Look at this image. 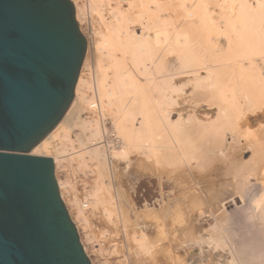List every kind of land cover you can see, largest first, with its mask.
I'll return each mask as SVG.
<instances>
[{"label": "bare ground", "instance_id": "obj_1", "mask_svg": "<svg viewBox=\"0 0 264 264\" xmlns=\"http://www.w3.org/2000/svg\"><path fill=\"white\" fill-rule=\"evenodd\" d=\"M105 1H107V3H108L107 6H109V11L108 10L107 11L109 12L110 17H112L111 20L113 21V24H114V25H111L112 23L110 22L111 23L110 27L112 26L111 28L113 29V33H114V34L113 33L112 34L114 35V41H115L116 46L111 48L112 51H110V54H108V57L106 56L110 61V62L108 61L110 63V64L108 63L109 68L96 66V69H95L97 71L96 72L97 75H99L98 77L96 75V78L98 79V81H96V83H97L96 87H98V88H96V89H98V91H99L98 96H100V101H98V108H99L100 113H102V105L105 104L106 98L109 97L110 94H113L112 97L116 96L115 98H117V103H118V107H119L118 110H120V112L124 114L123 117L127 116L128 112H126V110L128 111V110H131L133 108H134L133 110H135V108L141 110L140 112L142 114L140 113V117L142 118V121H143L142 122V128L144 129V130L142 129V131H144L146 133V135L145 134L143 135L142 133H144V132H141L140 130H137L138 132L135 130H132V131H134V132H132L130 130V128L128 129L127 127H124V126L122 127V125L117 124L118 126H120V127H117V128H119L118 129L119 131H121V129L123 128L120 133L123 132L124 141L131 142L130 148L131 147L135 148V146L139 144V146L136 147L139 149V153L141 154V156H140L141 159H139V163H138V165L140 166L139 170L141 169V170H143V172H146V170H148L150 168V165L148 164V160H151V157H153L151 155H153V154H155L157 156H158V154H161L160 150L162 149L163 145H165L164 150L165 151L167 150V152H165L164 150H163L164 152H162V154H164V156L162 157L163 160L165 159L164 158L165 155H166V158L167 157H170V158L173 157L174 160H176L175 156L178 157L179 155H181L178 158L176 157L177 159H179L177 161L179 163V165H180V163H183L181 161H183V158H184V161H187V162L189 161L190 163L192 161L193 162L197 161L198 165H196V167L202 166V165H199V163L201 160L203 161V159H204L202 157V153H201L203 150L200 152L201 154H198V152H197V155L195 156L194 154L190 155V153H189L190 151L187 150V148H186V145H188L187 143L191 144V146L189 145L190 149L197 148L196 145L199 148V144H197V143H195V146L193 147V144H194V143H192V142H194V140H192V138H193L192 134L193 133H196L195 135H198L199 136V137L197 136L198 138H202L200 141L203 142V145L205 144L206 150L203 151V152H205V153H203V155H204V157L208 156V157H205V160L206 159L208 160L209 158L211 159V156L213 158H217L216 155H219L218 158L219 157L221 158L222 156L224 157L225 153L227 154L229 152V151H226V149H228V148H226L225 143H224L225 137L227 135L226 133L228 131H230L232 134L234 133V134L238 135V134H240V131L242 129L244 130V128H246V130L247 129L250 130L251 129L250 127L252 126V124H255V122H258L259 124H261L263 126V128L260 130L261 132L259 131L260 137H259L258 141L255 140L256 145L259 144L258 146L260 147V145L262 143L264 144V0H105ZM113 4H115V6ZM112 5H113V7H110ZM77 19H78V16H77ZM136 23L140 27L139 28V30L141 31L140 34H137L135 32V30H131V25H134ZM111 28H109V30H111ZM112 46H114V44H112ZM109 48H110V46H109ZM100 51H101V49H100ZM118 52H119V54L120 53L121 54L119 55ZM102 56L104 57L105 55L102 54ZM168 58H174L173 62L176 65L170 69L165 70L166 69L165 68V62L167 61ZM97 60H98V58H97ZM169 66H171V65H169ZM167 68H168V66H167ZM82 82H83V80H82V75H81L79 78V81H78V85L76 88V94H75V98L77 99V101L80 100V96H79L80 93L79 92H80V86H81ZM92 83H93V81H92ZM89 89H90V87H89ZM91 90H93V87ZM180 93L182 96H180ZM93 95H94V92H93ZM175 95H177V96L175 97ZM112 97L110 99H112ZM155 98H156V100H155ZM179 99L183 100L185 103H191V105H195L194 107H196V108H192V109H194V110L196 109V110L193 111L187 117L183 116V114H182L183 112H181V113L178 112V114H179L178 120L175 122H170L169 124H167L164 119H166L167 121L169 120L170 116L172 115V113H171L172 109L170 110V113H169V112H166L167 111L166 107L168 105L170 106V104L172 106L173 105L172 103H175L177 101L179 102L180 101ZM92 100H93V97H92ZM92 100L91 101L87 100L86 102L88 104L90 102H92L91 104H94V102ZM114 100H116V99H114ZM157 100L160 103H159V105H157L158 103L156 105L160 106V104H161V108L160 107H158L159 109L157 108L158 110H160L157 112L158 118L159 117H160V119H161V117L163 118V119H161L164 122L163 126L159 125L160 122L162 123L161 120L157 124L156 121H158L159 119L158 120L155 119V117H153L154 115H152V112H151L154 110L156 111V109L154 108V106L156 107V105H154V103H156ZM108 101H109V99H108ZM178 102H177V104H179ZM202 102H206L207 104L213 102L212 105L215 104L218 106V109L216 108L217 113H216L215 117L211 116V115H210L211 119H203L202 117H200V115L198 114L199 110H197V109H198V107H200ZM181 103H183V102H181ZM185 103H183V104L186 105ZM179 105H181V104H179ZM191 105H190V107H191ZM78 106H80V105H78ZM152 107L154 110L152 109ZM173 107H174V105H173ZM78 109H80V108H78ZM80 111H79V113H80ZM133 112H136V111H133ZM199 113H200V111H199ZM81 114H83V113L81 112ZM155 114H156V112H155ZM173 114H175V113H173ZM80 115H78V116H76V118H74V120L76 119L75 125H77L79 127L82 125L80 128L82 130L84 128L85 131H87L88 125H86L85 122L82 121L83 119ZM121 115H120V117L122 118ZM133 116H134V114H133ZM111 117H113V116H111ZM118 117H119V115H118ZM207 118H208V116H207ZM80 120H81V122H80ZM119 120H120V118H119ZM119 120H118V122L120 123L121 121H119ZM122 122H123V118H122ZM122 122H121V124H122ZM79 123H80V125H79ZM124 123L126 125V122H124ZM164 124H165V126H164ZM72 125L68 124L67 127L62 132H60L58 135H56L54 138H52L49 142H47L45 145H43L35 153V155L36 156H42L43 155L42 152H46V153L50 154L48 156H50L54 159V163H55V166L57 168L61 164V162L63 161L64 158L62 155L63 153H61L60 150L58 149L59 147L56 146L57 144H55L56 143L55 140L58 137L60 139L62 135H64V137H67L68 135H70L69 133H70V129H72L71 128ZM98 125H97V127H98ZM100 127H98V128H100ZM91 130L92 129H90V132H91ZM94 130L93 131L96 133H93V135H91V137L93 136L96 139L92 138L93 139L92 140V139H89L91 137L87 138L89 143H93L92 148H90V149L88 148L90 151H88V149H87V151L89 153L88 155H90V157L92 159H94L98 162L100 173H102V175H103V172L107 169L106 168L107 164H106V160L101 158L102 153H101V148L99 146L100 143L94 144L95 141L99 140V138H97V135L100 136V133L98 132L99 130L96 131V128ZM259 132H257V134H259ZM142 135H143V137H142ZM123 136H122V138H123ZM238 136H236V137H238ZM146 137H147V140H146ZM197 137H195V138H197ZM136 138L138 141L141 140V144L138 141L136 142V140H135ZM144 138L146 141L142 140ZM198 140H196V141L198 142ZM238 141H239V139H238ZM135 142L138 144H135ZM83 143L84 142H82V144ZM147 143H148V145H147ZM155 145L158 146L157 149L159 148L157 150V151H159V152H157V154L155 153L156 152V146ZM159 146H161V147H159ZM79 147H81V146H79ZM124 147H126V146H124ZM191 147H193V148H191ZM253 147L255 148L256 146H253ZM256 149L258 151L259 148L256 147ZM177 152H179L180 154L178 155ZM113 154H115V152ZM253 154H254V152H253ZM30 155H32V154H30ZM78 155L81 156V154H78ZM84 155H86V154H84ZM220 155H222V156H220ZM46 156H47V154H46ZM197 156L201 157L203 159L199 158L200 159L199 160L197 158ZM226 156H225V158L222 157L221 159L222 160L226 159V158H228L229 155L227 157ZM153 158L156 159L158 157H153ZM229 158H230V156H229ZM92 159H90V160H92ZM162 159L158 158L159 162L164 164L162 162L163 161ZM158 160H157V162H158ZM160 160H162V161H160ZM205 160L203 162L207 163V162H205ZM228 160H230V159H228ZM231 160H230V162H231ZM159 162H158V164H160ZM164 162H165V160H164ZM167 162H168V160H167ZM167 162H165V163H167ZM130 163H132V162H130ZM190 163H188L189 166H190ZM192 163H191V166H192ZM204 163H202V164H204ZM253 163H255V165H254L255 167L253 166L254 171H249V172H248V170L250 169L251 166L247 168V166L242 163L241 166L239 165L240 168H237L238 165L234 164L236 166V171L239 170L238 173L239 172L242 173V174L240 173L242 175V178H241L242 180L240 179L239 181H237V179L239 177H241V175L239 177H237V176L235 177L236 178V183H235L236 192H235V194L233 195V197H231L232 196L231 195V196H228L227 198H225V196L222 197L224 199H221V198L218 199L217 198L219 205L215 204L218 207L217 209L214 207L215 210L211 209L212 211L206 213L205 211H207V209H206V205H205L206 204L205 199L203 198L204 202H205V204H204L205 207H204L203 201H202L203 199H201V195L199 196L200 193L197 194L196 193L197 191H195L194 189H193V191H191V193L193 192L192 195L189 193V191L192 188H190L189 191L186 190L191 195L190 198L188 196L189 195L188 193H187L188 197H185L183 192H182V195L179 193L178 197L180 195H181L180 198H183V196L185 197V200L182 199V202L185 201V203L186 202L188 203L187 208H186V206L183 205L184 206L183 209H185V208H186V210L188 209V212H186V214L187 213H195V215L190 216L191 218H192V216L195 217L197 212L201 213L202 210H204V209H202V207H204L206 209V210H204L206 215L208 213H210L214 218H216L215 221L218 219L216 221V223L219 221L218 222L219 224L217 223L218 228H217V225H215L213 228L214 229L213 233L215 234V228L219 229L220 223L221 222L223 223V219H225V215L219 214L220 211L222 210L221 208L224 207L225 204H227L228 202H234L235 203L236 198L241 199V202H243V204H244V202H246L245 199L247 198L248 191H250L249 187L252 184L251 181L252 180L254 181V180L258 179L259 176L262 177V175H264V158L262 157V160L260 162H256V161L254 162L253 161ZM193 164L195 166V163H193ZM138 165H136V166L138 167ZM170 165L171 164H169V165L167 164L166 166L168 167ZM185 165H186V163H185ZM230 165H232V163H230ZM131 166L132 165H130L129 167H131ZM172 166H173V164H172ZM235 166H232V167H235ZM253 167H251L252 169H250V170H253ZM169 168H171V167H169ZM125 169H127V168H125ZM163 169H165V168H163ZM171 169H174V168H171ZM202 169H203V167H202ZM162 171H164V170H162ZM166 171L167 170H165V172ZM105 172H107V170ZM120 172H121V170H120ZM168 172H169L168 173V177H169L168 181L169 182L170 181L172 182V179H175L176 180L175 182L181 183L180 181H182L181 180L182 176H181V178L179 175H177L179 178H177L174 175H173L174 177H172V175H171L172 172H170V171H168ZM175 172H176V170H175ZM238 173L236 175H239ZM164 175H165V173H164ZM97 176L99 177V174H97ZM105 176H107V173ZM205 177H204V180L207 178V177L206 178ZM100 178H101V176H100ZM97 180H98V182L100 181V179H97ZM107 181H108L107 186L105 185V182H102V184H104L103 188H105V186H106L107 189H110L111 183L109 182V180H107ZM139 181H141V180H139ZM168 181H166V182H168ZM179 183H177V184H179ZM233 183L231 185H233ZM112 184H114V183H112ZM116 184L117 183H115L114 185H116ZM182 184H183V182H182ZM58 185H59V188L62 190L63 184L59 182ZM121 185H123V184H121ZM213 186H212V188H213ZM173 189H175V188H173ZM254 189H255V187H254ZM210 190L212 192H210ZM213 190H214V188L213 189L209 188V191L207 190L208 193L210 192L209 195H211V193H213L214 191H216V193H219L218 192L219 189L214 190V191ZM221 190L223 191V189H221ZM221 190H219V191H221ZM101 191H103V190H101ZM186 191H184V193ZM104 193H103V196L101 197V198H103V200H105V199L109 200V198H111V197L113 199L115 198L111 194H108V196L110 195L111 197L105 198ZM216 193H214V194H216ZM253 193H255V192H253ZM127 196H125V197H127ZM161 196H163V195H161ZM220 196H222V195H220ZM209 197H208V199H210ZM215 197L216 196L213 195V199ZM180 198H176L177 199V201H176L177 205H175V203H176L175 202L174 203L175 206H172L171 205L172 201L168 200L170 202L169 206H167V204H168L167 203V204H165L166 206L163 209L161 207V210H158L160 208L156 209L154 207L159 202H157V204H155L154 207L147 206L148 205V203H147V205L146 204L144 205L147 207H145L144 209H142L139 212L137 211L140 214H136L137 212L135 213L137 215L136 218L139 220V223L137 225L140 227V235H139L140 246H139V248L141 250L144 251L147 249L146 252L148 251V253H151L153 251L154 254H155V251H158L159 252L158 254L160 256H161L160 253L163 254L162 255L163 259L165 258V260L172 262L171 255L173 256V254L171 253V255H170V251L172 250L170 248H172V247L169 246V243L174 240V239H172V237L176 236V234L178 235L177 232H183L184 231V233L187 235H185L183 233L181 235H183V239L184 238L186 239L185 236H188L191 233L195 232L194 228H193L194 226L192 227L189 225V224H192L193 222L188 224L186 221L187 218H186V214L184 213V211H186V210H182V207L180 204L182 202H181ZM248 198H249V196H248ZM248 198H247V200H248ZM259 199L261 200V198H259ZM210 200H212V198ZM263 200L258 201V199L257 200L255 199L254 202L257 201V203L253 204L251 199H250L253 206L256 205L255 206L256 209L253 208V206H252V209H255L254 211H256L255 212L256 214H254V215H255L256 219L259 220V223H260V225H262V227H264V201ZM162 201H161V203H162ZM112 202H113V200L111 201V203ZM166 202H167V199H166ZM164 203H162L163 205H160V206H164ZM251 203H250V205H251ZM115 204H116V201H115ZM213 206H214V204H213ZM247 207H245V208H247ZM121 209H122V207H121ZM200 213H199V216H200ZM201 214L204 215V213H201ZM188 216H189V214H188ZM197 217H198V215H197ZM78 220H80V219H78ZM226 221L227 220H225L224 222H226ZM185 223H187L190 226V229H192L193 232L190 229H188L189 226H188V228H186L187 224H185ZM129 225H131V224L129 223ZM257 226H258V223H257ZM186 229L190 230L189 233L190 232L191 233L190 234L186 233L185 232ZM220 229H221V226H220ZM222 230H224V228ZM219 231L225 233V231H221V230H219ZM233 231H236V230H233ZM149 233H151V237L149 236ZM216 235H219V232L217 234V231H216ZM224 235H221L223 240L228 237V236L226 237V235H225L226 238H224L223 237ZM191 236L192 235L188 236V238H190ZM209 236H210V238L212 237V235H209ZM214 237L217 238V236H215V235H214ZM174 238L176 239L177 237H174ZM217 239H219V238H217ZM220 239H219V241H221V242H219V241L218 242L221 243V245H222V242H224L225 240L222 241ZM187 240L188 239H186L185 242H187ZM229 240H230V238H229ZM229 240H228V242H231V240L230 241ZM87 241H89V240H87ZM196 241H197V239H196ZM206 241L208 242V240H206ZM211 242H212V240H211ZM208 244H209V242H208ZM226 244L228 245V243H226ZM223 245H222V247H223ZM229 245L231 246V244H229ZM189 247H190V245H189ZM215 247H217V246H215ZM234 247L235 246L232 245L233 249H235ZM228 248H229V246H228ZM140 249L138 250L139 252L141 251ZM240 250H242V249H240ZM144 252H142V255L139 254L143 258V260L145 259L144 257L148 258V256L150 255V254L148 255L146 252L145 253ZM236 252H238V251H236ZM201 253H202V250H201ZM232 253H233V251H232ZM135 254H136V252H135ZM143 254H145V256ZM154 254H152V255L154 256ZM158 254L156 256H158ZM174 255H175V253H174ZM130 256H132V254ZM153 256L150 255L149 263L151 262V259L154 260V258H152ZM156 256H154V257H156ZM176 256L177 255H175V258H176ZM235 256L236 255H234L233 257H235ZM142 258H141V260H142ZM175 258L173 259L176 261V262L173 261L175 264L178 263L177 260H179L181 262L178 264H182V261L180 259H177L178 257L176 258L177 260ZM185 258H187V257H185ZM261 258H262V256H261ZM261 258L256 257V259H261ZM263 258H264V256H263ZM160 259H162V258L160 257ZM203 259L204 260L199 259L200 264H213V261H214V260H212L213 258L212 259L210 258L211 260L207 258L208 263L204 262L206 260V258H203ZM238 259H239V257H238ZM233 260H235V258H233ZM145 261L148 262V259H146ZM155 261H156V259H155ZM167 261H166V263H167ZM255 261L253 262V264L254 263L256 264V262L258 260L256 262ZM141 262H139V263H141ZM230 262H227V263L230 264ZM241 262L243 264V260L240 261V263ZM258 262H260V261H258ZM197 263H198V261H197ZM234 263H237V260ZM249 263H247V264H249ZM171 264H173V263H171ZM250 264H252V262Z\"/></svg>", "mask_w": 264, "mask_h": 264}, {"label": "rangeland", "instance_id": "obj_2", "mask_svg": "<svg viewBox=\"0 0 264 264\" xmlns=\"http://www.w3.org/2000/svg\"><path fill=\"white\" fill-rule=\"evenodd\" d=\"M72 2L74 3L75 8H76V17L78 16L77 21L79 20L78 24H79L80 30L87 40L86 57L84 59V63L82 65V70L80 73V76L82 75V80H83V82L80 86V92H79L80 93L79 94L80 100H78V103H79L78 105H80V106H78V108H80V109L77 110L74 118H76V116L80 115L82 112L83 114H81L80 116L83 119L82 121H84L85 124L88 125V129H87V131H85V129L82 127L84 130L83 131L80 128L82 125L80 127L75 125L76 119L74 120V118H73L71 120V122L69 123L71 125L74 123L71 127L72 129H70V133H69L70 135H68L67 137H64V135H62L60 139H59V137L56 138L55 144H57L56 146L59 147L58 149L60 150V152L63 153L62 155H63L64 159L57 168L55 166V176H56L57 182L58 183L60 182L63 184V188L61 190L62 197L65 199V205L71 214V218H72L73 222L75 223L76 227L78 226L77 229H78V232L80 235L81 242H82L85 250L87 251L86 254L90 258L92 264H141V263L142 264H147V263L148 264H151V263L152 264H168V263L169 264H171V263L175 264L174 262H176V261L173 260L175 258V255H177L176 256V258L178 257L177 259H180L182 261V264H188V263L189 264H192V263L196 264L197 261H198L197 264H200L199 262L201 259L204 260L203 258H206V260L204 261L205 263H208L207 262L208 259L213 258L212 259V260H214L213 264H219V263L220 264L221 263L222 264H229L227 262H230V261L232 262V263L230 262V264H233L234 262H236V260H237V263H234V264H238V263L242 264V262L240 263V261H242V260H243V264H245L246 262L247 263L252 262V264H253V262L255 260L260 261V262L257 261L258 263L255 261L256 264H264V262H263L264 261V258H263V256H264V254H263L264 253L263 252L264 251V227H262V225H260V223H259V220L256 219V217L254 215V214H256L255 213L256 211H254L256 209V207H255L256 205L253 206L254 203H257V201L254 202L255 199L256 200L258 199V201H262L264 199V177H263L264 175H262V177L259 176V178L254 180V181L253 180L251 181L252 184L249 187L250 191H248V194H247V198H248V196H249V198H248V200H247V198L245 199L247 203L244 202V204H243V202H241V199L236 198L235 203L234 202H228L227 204H225L224 207L221 208L223 211L220 209L221 211L219 214L225 215V219H223V223L222 222H221L222 224L220 223L221 229H220V226H219V229H217L219 221L217 222L218 224L216 223V221L218 219L215 221L216 218H214L210 213H208L206 215L207 212L212 211L211 209L215 210V208L216 209L218 208L216 206V205H219L217 198L218 199L219 198L224 199L222 197L225 196V198H227L228 196H231V195H232L231 197H233V195L235 194V192H236V189H235L236 188V186H235L236 178L235 177L236 176L239 177L242 174L241 172L238 173L239 170L236 171V166H235L236 164L238 165L237 168H240L242 163L244 165H246L247 168L250 166L253 167L255 165V163H253V161L254 162L255 161L260 162L262 160V157L264 158V144L262 143L263 145L261 144L262 146L260 145V147L258 146L259 144L256 145V141H258V139L260 137L259 136L260 132H261L260 130L263 128V126L261 124H259L258 122H255V124H252V126L250 127L251 128L250 130H248V129L246 130V128H244V130L242 129L240 131V134H238L240 137L238 135H236L234 133L232 134L230 131H228L226 133L227 135L225 137L226 142L224 141V143H225L226 148H228V149H226V151H229L228 152L229 154L225 153L224 157L222 155H220L223 158H225L226 155L227 156L229 155L230 158L228 156V158H226L227 160L226 159L222 160L221 159L222 157L221 158L219 157L220 158L219 159L218 158L219 155H216L217 158H213L211 156L212 160L210 158L208 160L207 159L205 160V157H208V156L204 157V155H203V153H205L203 151L206 150L205 144L203 145V142L200 141L202 138H198L199 136L195 135L196 133H193L192 134L193 138L191 137L192 140H194V142H192V143H194L193 147L195 146V143H197V144H199V148L196 145L197 148L190 149L189 145L191 146V144H189V143H187L188 145H186V148H187V150L190 151L189 152L190 155L194 154L196 156L197 152H198V154L202 153V157L204 159L201 157H198L199 155L197 156V158L198 159L201 158V159H203V161L205 160V162H207V163H204L201 160L200 161L201 164L199 163V165H202V166L196 167V165H198V162L196 161L197 162L196 163L195 161L194 162L192 161L193 163H195V166L192 162H191L192 163V166H191V163L189 161L188 162L184 161V158H183V161L180 160L181 162H183V163H180V165H181L180 166L179 163L177 162L179 160L177 158L179 156H181V155H179L180 154L179 152H177V154L179 156L178 157L175 156L176 160H174L173 157H171V158L167 157L166 158V155H165V157H164L165 162H167V160H168V162L165 163L164 160L162 159V157L164 156V154H162V152L165 151L164 150L165 145H163L162 149L160 150L161 154H158V156L155 154H153V155L150 154V155L153 157H158V158L162 159L163 161L162 160H160V161H162L164 164L160 163L158 158L155 159V158L151 157V160H148V164L150 165V168L148 170H146V172H143V170H141V169L139 170L140 166L138 165V163H139V159H141L140 158L141 154L139 153V149L136 148L139 146V144L136 143L138 140H137V138L135 139L136 140L135 144H138V145H136L135 148L133 147L134 149L132 147L130 148L131 142L124 141L123 132L120 133L123 128L121 129V131H119L118 130L119 128H117V127H120V126H118L117 124L122 125V127L123 126L127 127L128 129L130 128L131 131L132 130H135V131L140 130L141 132H144V131H142V129H143L142 128V122L143 121H142V118L140 117V113H141L140 111L141 110H139L137 108H135V110H133L134 108L131 110H128V111L126 110V112H128L127 116L123 117L124 114L121 113L120 110H118L119 107H118V103H117V98H115L116 96L112 97L113 94H110L109 97L106 98L105 104L102 105V113H100V114L93 112V110H92L93 104H91L92 102H90L89 104L86 102L87 100L91 101L92 97H93L92 101L94 103H95L94 98L97 99L99 97L97 99V101H100V96H98L99 91H98V89H96V88H98V87H96L97 86L96 81H98V79L96 78V75H97L96 72L97 71L95 69H96V66L109 68V64H110L109 62L110 61L107 57H108V54H110V51H112L111 48L116 46L115 41H114L113 29L111 28L112 26L110 27L111 23H112L111 25H114V24H113V21L111 20L112 17H110L109 12H108L109 11V6H107L108 3L105 0H72ZM113 5L115 6V4H113ZM113 5L110 7H113ZM109 28H111V30H109ZM139 28L140 27L137 23L134 25H131V30H135V32L137 34L141 33ZM112 44H114V46H112ZM109 46H110V48H109ZM100 49H101V51H100ZM102 54H104L105 56L103 57ZM118 54H119V52H118ZM97 58H98V60H97ZM173 61H174V58H168L167 59V61L165 62V68H166L165 70L170 69L176 65ZM169 65H171V66H169ZM167 66H168V68H167ZM98 76L99 75H97V77ZM92 81H93V83H92ZM90 85L93 87V90H91L92 87ZM88 86L90 87V89ZM93 92H94V95H93ZM176 96L177 95H175V97ZM180 96H182L181 93H180ZM111 97H112V99H110ZM113 98L116 100H114ZM156 98H155V100H156ZM108 99H109V101H108ZM179 100L180 101L179 102L177 101V102L181 105H179V104H177V102H175V103H172L174 105V107H173V105L171 106V104H170V106L168 105L166 107V110H167L166 112L170 113V110L172 109L171 110L172 115L170 116V118L168 120L169 122L166 119H164L167 124H169L170 122H175L178 120V118H179L178 112H180V113L183 112L182 113L183 116L187 117L193 111L196 110V109L195 110L192 109V108H196V107H194L195 105H191V103H185L181 99H179ZM181 102L185 103L186 105H184ZM159 103L160 102H158V100H157L156 103H154V105H156V104L159 105ZM212 103H209V104H207L206 102L201 103L200 107H198V109H197L200 111V113L198 111V114L200 115V117H202L203 119H211V116L215 117V115L217 113L216 108L218 109V106L215 104L212 105ZM157 105H156V107L154 106L156 111L152 107V109L154 111H151V112H152V115H154L153 117H155V119H157V120L159 119L158 121H156L158 124V122H160V120L163 118L162 117H161V119H160V117L158 118L157 112L160 111V110H158L159 109L158 107L161 108V104H160V106H157ZM190 105H191V107H190ZM132 110L136 111V112H133ZM79 111H80V113H79ZM155 112H156V114H155ZM173 113H175V114H173ZM117 114L119 115V117ZM133 114H134V116H133ZM120 115L123 118V122H122V118L120 117ZM111 116H113V117H111ZM207 116H208V118H207ZM119 118H120V120H119ZM117 119L119 121H121L122 124H121V122L119 123ZM80 122H81V120H80ZM124 122H126V125ZM160 123H159V125L163 126L164 122L162 121V123L161 124ZM79 125H80V123H79ZM97 125H98V127H100V126L101 127L98 128ZM164 126H165V124H164ZM95 128H96V131L99 130L98 132L100 133L101 137L97 135V138H99V140L95 141L94 144L100 143L99 146L101 148V153H102L101 158L106 160V164H107L106 165L107 172H105L106 171L105 170L103 172V175H102V173H100L98 162L96 160L92 159L90 157V155H88L89 154L88 151H90L89 149L92 148L93 143H89L87 138L91 137V135H93V133H96V132H94ZM90 129H92L91 132H90ZM105 130H109L110 132H114L117 135V137L120 139V142L118 144H114V146H113L111 141L107 140L105 138ZM132 132H134V131H132ZM257 132H259V134H257ZM142 134L146 135L145 132ZM143 135H142V137H143ZM193 135L195 137H197V136L198 137L195 138ZM122 136H123V138H122ZM236 136H238V137H236ZM92 138L96 139L93 136L89 139H92ZM238 139H239V141H238ZM142 140L146 141L147 137H146V140H145V138ZM196 140H198V142ZM82 142H84V143L82 144ZM138 142H140V144H141V140ZM147 145H148V143H147ZM79 146H81V147H79ZM124 146H126V147H124ZM253 146H256L260 150L258 149V151H257L256 147L254 148ZM157 147L158 146H156V152H155L156 154H157V152H159V151H157L159 149V148L157 149ZM159 147H161V146H159ZM193 147H191V148H193ZM87 149H88V151H87ZM114 152H115V154H113ZM165 152H167V150ZM253 152L255 155L253 154ZM28 154L35 155V153H28ZM42 154H43L42 155L43 157L52 158V157L48 156L50 154H48L46 152H42ZM46 154H47V156H46ZM78 154H81V156L84 159L81 156H79ZM84 154H86V155H84ZM90 159H92V160H90ZM228 159H230V160L232 159L231 162ZM157 160L160 164H158ZM130 162H132V163H130ZM229 162L232 163V165H230ZM185 163H186V165H185ZM188 163H190V166ZM202 163H204V164H202ZM165 164L166 165L171 164V165L167 167ZM172 164L174 167L172 166ZM130 165H132V166L129 167ZM136 165H138V167ZM232 166H235V167H232ZM169 167L174 168V169H171ZM202 167H203V169H202ZM251 167H250V169H252ZM254 167H253V170L247 169L248 172L254 171ZM125 168H127V169H125ZM163 168H165V169H163ZM120 170H121V172H120ZM162 170H164V171H162ZM165 170H167V171L165 172ZM175 170H176V172H175ZM168 171L172 172V174H171L172 177L176 176L177 178H179L177 176V175H179L181 178V176H182V178H181L182 181H180L181 183L175 182L176 181L175 179H172V182L170 181L171 182L170 183L168 181L169 180V177H168L169 172ZM236 172L239 175H236L237 174ZM106 173H107V176H105ZM164 173H165V175H164ZM97 174H99V177L97 176ZM100 176H101V178H100ZM204 177L206 178L205 179L206 181L204 180ZM241 178H242V175H241V177H239L237 179V181H239ZM97 179H100V181L98 182ZM107 180H109V182L111 183L110 189L106 188V186L108 185ZM139 180H141V181H139ZM166 181H168V182H166ZM102 182H105V185H106L105 188H103L104 184H102ZM182 182H183V184H182ZM112 183H114V184L117 183V184L114 185ZM177 183H179V184H177ZM232 183H233V185H231ZM121 184H123V185H121ZM212 186H213L214 190L223 189V191L218 190L219 193H216V191L213 190L214 192L211 193V195H212L211 196V195H209V193L212 191L210 190L209 193H208V191H209V188L213 189ZM254 187H255V189H254ZM173 188H175V189H173ZM190 188H192V189L190 190ZM193 189L195 191H197L196 192L197 194L200 193L199 196L201 195V199H203V198L205 199L206 204L204 202V199L202 201H203V206H204V204L206 205L207 211H205L206 213L204 212V210H206L204 208L205 207L204 206V207H202V209H204V210H202V212H201V213H204V215L201 214L200 212H197L196 216L195 217L192 216V218H191L190 216L195 215V213H187L186 214V212H188V209L186 210V208L188 207V205H187L188 203L187 202L185 203V201L182 202V199L185 200V197H188V196L190 198V196L193 194V192L191 193V191H193ZM101 190H103V191H101ZM186 190L187 191L190 190L189 193L191 195ZM184 191H186L185 192L186 194L184 193ZM182 192L185 195V197L183 196V198H180L182 195ZM253 192H255V193H253ZM103 193L105 195V198L111 197L110 195L108 196V194H111L115 198L113 199L111 197L112 199L109 198V200H107V199L103 200V198H101L103 196ZM179 193L181 195L178 197ZM214 193H216V194H214ZM217 194L219 196L220 195H222V196L219 197ZM161 195H163V196H161ZM213 195L216 196L214 199H213ZM125 196H127V197H125ZM175 197L180 198V200L182 202V203H180L182 210H186V211H184V213L186 214V218H187L186 221L188 224L193 222L192 224H189V225L192 227L194 226L193 228H194L195 232H193L192 229H190V226L187 223H185V224H187V227L186 226L185 227L188 228V226H189L188 229H190L193 233L190 232L191 233L190 234L189 233L190 230H188V229H186L185 232L192 235V236L190 238H188V236H190V235L185 236L187 234H185L183 231V232H177L178 235L179 234L180 235L178 236L176 234V236H174V237H177L176 239L174 237H172V239H174L172 241L173 243L172 242L169 243V246L172 247V248H170V247L169 248L173 250V251L172 250L170 251V255H171V253L173 254V256L171 255L172 262L165 260V258L163 259V257H162L163 254L160 253L161 254V256H160L158 254L159 253L158 251H155V254H154L153 251L152 252L150 251L151 253H148V251L146 252L147 249L144 250L148 255L150 254L151 256H153L152 254H154V256H156L158 254V256H156V257L153 256L152 258H154V260L151 259V262L149 263L150 255L148 256V258L144 257L145 258L144 260L139 255V254L142 255V252H144V251L139 248V246H140V239H139L140 227L137 225L139 223V220L136 218L137 217L136 214H140L138 212L147 206L154 207L155 204H157V202H159V203L154 208H156V209L160 208L158 210H161V207L163 209L166 206L165 204H167V203H168L167 206H169V204H170L169 201H172L171 205L175 206V205H177V202H176L177 199ZM208 197L210 199L212 198V200L208 199ZM165 198L167 199V202H166ZM259 198H261V200ZM250 199H251L253 204L251 203ZM110 200L111 201L113 200V202L111 203ZM115 201H116L117 205L115 204ZM161 201H162V203L165 202L164 206H160V205H163L161 203ZM85 203H87L89 205L88 209H85L83 207V205ZM147 203H148V205H147ZM174 203H175V205H174ZM250 203H251V205H250ZM145 204L147 206H144ZM213 204H214V206H213ZM183 205L186 206L185 209H183V207H184ZM252 206L255 209H252ZM121 207H122V209H121ZM245 207H247V208H245ZM199 213H200V216H199ZM188 214H189V216H188ZM197 215H198V217H197ZM78 219H80V220H78ZM225 220H227V221L224 222ZM129 223L131 225H129ZM257 223H258V226H257ZM215 225H217V228H215V234H214L213 228ZM223 228H224V230H222ZM219 230L225 231V233L220 232ZM233 230H236V231H233ZM216 231H217V234L219 232V235H216ZM182 233L185 234L184 236L189 241L187 240V242H185L186 239L185 238L183 239V235H181ZM224 234L226 235V237L228 236L227 237L228 239L225 237ZM209 235H212V237L210 238ZM214 235L217 236V238H219V239L221 238L220 240H222V241L225 240L224 242H222V245L224 244L223 247H222L221 243H219L221 241H219V239L214 237ZM221 235H224L223 237L226 239L223 240ZM149 236L151 237V233H149ZM229 238H230L231 242H228ZM196 239H197V241H196ZM210 239L212 240V242ZM87 240H89V241H87ZM206 240H208L209 244ZM225 242L228 243V245ZM229 244H231V246ZM189 245L191 248L189 247ZM232 245L235 246L234 247L235 249L232 248ZM215 246H217V247H215ZM228 246H229V248H228ZM239 248L242 250H240ZM139 249L142 252L141 251L139 252L138 251ZM201 250H202V253H201ZM235 250L238 252H236ZM232 251H233V253H232ZM135 252H136V254H135ZM173 252L175 253V255ZM131 254H132V256H130ZM233 254L236 256L233 257L234 256ZM143 255L145 256V254H143ZM184 256L187 258H185ZM261 256H262V258H261ZM160 257L162 259H160ZM238 257H239V259H238ZM256 257L261 258V259H256ZM141 258L143 261L141 260ZM233 258H235V260H233ZM146 259H148V262L145 261ZM155 259H156V261H155ZM166 261H167V263H166ZM139 262H141V263H139ZM177 262L181 263L179 260H177ZM178 263H176V264H178Z\"/></svg>", "mask_w": 264, "mask_h": 264}, {"label": "water", "instance_id": "obj_3", "mask_svg": "<svg viewBox=\"0 0 264 264\" xmlns=\"http://www.w3.org/2000/svg\"><path fill=\"white\" fill-rule=\"evenodd\" d=\"M86 52L72 0H0V264H92L54 160L28 154L74 118Z\"/></svg>", "mask_w": 264, "mask_h": 264}, {"label": "built area", "instance_id": "obj_4", "mask_svg": "<svg viewBox=\"0 0 264 264\" xmlns=\"http://www.w3.org/2000/svg\"><path fill=\"white\" fill-rule=\"evenodd\" d=\"M94 101H95V103L92 106L93 112L95 111L97 114H100V111H99V108H98V101H97L96 98L94 99ZM105 138L107 140H110L113 145L114 144H118L120 142V139L117 137V135L114 132H110L109 130H105ZM60 193H61V197H62L61 189H60ZM62 200L65 203V199L63 197H62ZM83 207L85 209H88L89 205L87 203H85L83 205ZM69 214H70V212H69ZM70 216H71V214H70Z\"/></svg>", "mask_w": 264, "mask_h": 264}]
</instances>
